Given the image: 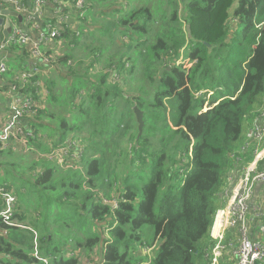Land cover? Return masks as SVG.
<instances>
[{"label": "trees", "instance_id": "obj_1", "mask_svg": "<svg viewBox=\"0 0 264 264\" xmlns=\"http://www.w3.org/2000/svg\"><path fill=\"white\" fill-rule=\"evenodd\" d=\"M77 1L78 30L60 29L67 51L47 53L56 69L33 80L48 98L30 83L28 135L13 141L40 157L26 179L6 170L18 205L14 225L0 218V264H44L36 236L49 264H80L83 251L102 264H211L228 179L254 158L242 136L264 108V0ZM6 51L0 93L31 58L19 45ZM63 147L66 168L50 158ZM14 153L0 143V170Z\"/></svg>", "mask_w": 264, "mask_h": 264}, {"label": "built area", "instance_id": "obj_2", "mask_svg": "<svg viewBox=\"0 0 264 264\" xmlns=\"http://www.w3.org/2000/svg\"><path fill=\"white\" fill-rule=\"evenodd\" d=\"M54 2L59 4V0H54ZM86 2L88 0H78L75 8H83ZM9 6H12L13 11L23 16V23L33 26L38 32L37 39L32 40L23 24H12V32L7 43L3 44L2 42L0 44V76L5 75L9 70L10 58L6 53L8 45L26 47L30 52V59H32L28 70L21 72L16 81L6 91L8 114L0 128V143L3 144L4 148L11 147L17 151L20 146H16L13 141L20 142L22 137L28 135L25 132V120L33 114L37 103L31 93L30 83L37 77L49 76L56 69L55 54L48 55L47 53L50 51L57 53L58 48L61 47V44H58L59 39H61L60 29H70L72 31L78 29L71 22V15L65 14L62 9L58 10L56 23L50 21L43 26L42 19L45 6L43 0H35L33 5L30 6L27 0H0V10H9ZM192 65L191 62L187 66ZM32 86L36 89L35 93L39 99L46 100L48 98L49 92L43 80L33 81ZM247 138L249 141L243 147V151H247L251 146H254V158L239 175L240 177L230 195L226 210L222 209L216 215L211 232V237L215 241V246L209 255L211 264H222L227 246L225 244L226 234L229 229L238 231L239 241L237 247H235L233 259L227 264H260L264 260V243L259 241L261 239L257 235L251 238L247 226L249 212L254 211L256 217L264 216V201H259L254 206L251 204L255 196L256 186L264 183V108L261 115L255 119ZM21 144H24V142H21ZM70 146H76V143L71 142ZM77 148L80 149L79 145H77ZM68 154L70 155L69 149L63 147L54 151L50 158H60L62 161V157H67ZM71 156L76 159L78 152ZM231 178L233 177L231 176ZM17 205V196L5 185H0V218L9 225H14L13 218L17 214ZM261 231L264 234V225L260 227ZM35 244L37 260L49 264L48 260L39 256L37 237ZM100 261L96 264H102Z\"/></svg>", "mask_w": 264, "mask_h": 264}, {"label": "rangeland", "instance_id": "obj_3", "mask_svg": "<svg viewBox=\"0 0 264 264\" xmlns=\"http://www.w3.org/2000/svg\"><path fill=\"white\" fill-rule=\"evenodd\" d=\"M8 9L9 10H12L13 7L12 6H9ZM71 20L74 21V18L72 17V15H71ZM13 21H14L13 23H15L14 18H13ZM10 47L11 46H9V48ZM58 51H59V53L66 52L67 51L66 45L61 46L60 49H58ZM63 73L65 75V71H63ZM62 92L66 93V91L64 89H62ZM43 97H45V96H43ZM2 98L3 97H1V95H0V99H2ZM205 107H207V105H205ZM51 108H52V110L54 112L67 113V110H66V107L65 106H63L61 109L58 108V107H51ZM5 111H6V108L4 106H2L0 108V126H1V123H2V119L5 118V114H6ZM249 128H250V125L248 123H245L244 126H243V136H242L243 139L248 135ZM138 129H139V124H138ZM39 155H40L39 153H36L33 150L31 151L30 150V147H29V149L18 150L12 156L7 157L6 158V162L4 164V167L0 170V185H4V183L6 181H8V179H9L8 178V175H7V172H6L7 169H9V170H12L13 168L16 169L17 172H18V178L19 177H21L23 179L28 178V176L31 174L30 168L32 167V164L39 159V157H40ZM78 155H79V153H78ZM68 156H69V154H68ZM71 157H73V156H71ZM61 162H63V160ZM73 163L74 162H71L69 166L75 165ZM60 164H61V166H63V167L66 168V162H63V163H60ZM33 199H34L33 201H35L36 197L34 196ZM251 212L252 213L249 212L248 215H247V226H248L249 236L252 238V236L257 235L261 239L259 241H261L263 243L264 234H263L262 231H261L262 233L260 232V227L261 226L259 225L257 227V225L255 223H252L251 222L252 218L256 217L255 214H254V211H251ZM263 213H264V208H263ZM152 240H153V236L152 235L149 236V237H146V242H151ZM146 251H147L146 254H147L148 257L151 258V257L154 256L155 250H153V249L152 250L146 249ZM93 252H95V250ZM90 254H91L90 252L89 253H85L84 251L81 252L80 253V264H88V263H91V262L96 264V263L99 262L100 259H99L98 255L97 256L94 255V256H91L90 257ZM39 256L40 257H44L40 252H39ZM36 259H38V258H36Z\"/></svg>", "mask_w": 264, "mask_h": 264}, {"label": "crops", "instance_id": "obj_4", "mask_svg": "<svg viewBox=\"0 0 264 264\" xmlns=\"http://www.w3.org/2000/svg\"><path fill=\"white\" fill-rule=\"evenodd\" d=\"M43 1L45 2L44 11H43L44 16H43V19H42V25L43 26H45L47 24V22H50L53 19H57V17H58L57 13L59 12L58 10H60V9H62V11H64L65 14H69L70 15V8H72V3L70 2V0H59V4H56L54 2V0H43ZM34 2H35V0H27V3H28L29 6L33 5ZM12 11H13V9H12ZM9 19H10L12 24H16V23L19 24L18 19L14 18L15 23H13L14 22L13 18L9 17ZM23 26H24L25 30L30 34L31 39L32 40L33 39L36 40L37 37H38V32L34 29V27L30 26V25H28L26 23H23ZM3 39H4L3 27H0V44L3 42ZM6 53L10 57V55H9V53L7 51H6ZM31 60L32 59L28 60L29 63L31 62ZM18 75L16 76L15 81H16ZM3 80L4 79H0V84L1 85H3V82H4ZM11 84L7 83V85H9V86ZM2 87H4V86H2ZM7 90L8 89L3 90L1 92V94H0L1 97H3L2 99H0V108L2 106H4L6 108L5 118H6L7 114H8V97L6 95V91ZM5 118L2 119V123L4 122ZM2 123H1V125H2ZM0 128H1V126H0ZM239 177L240 176H238V175H237L236 178H231V176H230L229 179H228L227 187H226V191H225V196H226L225 198H226L227 201L225 203V207L223 208V210H226V208H227V204L229 202L230 195H231V193H232V191H233V189H234ZM263 192H264V185L262 184V186H260L258 189L256 188V190H255V196H254V199H253V201L251 203L252 206H254L259 201H264V195H260L261 193L263 194ZM251 222L255 223L257 225V227L260 225V224H258L259 222H257L256 219H254V220L252 219ZM238 241H239L238 231L236 229H229L227 231V234H226L225 244L227 246H226V250L224 252V257H223V260H222V264H227L233 259L235 247H237Z\"/></svg>", "mask_w": 264, "mask_h": 264}, {"label": "water", "instance_id": "obj_5", "mask_svg": "<svg viewBox=\"0 0 264 264\" xmlns=\"http://www.w3.org/2000/svg\"><path fill=\"white\" fill-rule=\"evenodd\" d=\"M9 17L18 19L21 25L23 24V21H24L23 16L15 11L0 10V27H3V36H4L3 44L7 43V40L12 32V23ZM187 32H188L189 38L191 39L192 30L190 26L187 27ZM134 113H135L136 120L139 124V135H141L143 132V128L145 126L144 113L137 106L134 107ZM109 205L112 207L114 206L112 203H109Z\"/></svg>", "mask_w": 264, "mask_h": 264}]
</instances>
